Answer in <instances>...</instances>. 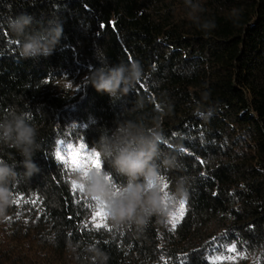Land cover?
I'll use <instances>...</instances> for the list:
<instances>
[{"label":"trees","instance_id":"1","mask_svg":"<svg viewBox=\"0 0 264 264\" xmlns=\"http://www.w3.org/2000/svg\"><path fill=\"white\" fill-rule=\"evenodd\" d=\"M198 2L201 22L215 28L194 23L184 0H0V119L27 113L40 144V171L21 174L0 217V264H100L97 252L105 264H264V0ZM22 13L59 17L63 36L52 55L19 57L8 21ZM99 61L138 63L133 91L118 101L97 92L89 73ZM115 120L159 132L166 204L184 181L174 229L171 211L142 228L106 215L97 228L99 205L72 190L78 171L56 153L68 144L97 152ZM0 159L22 158L0 145Z\"/></svg>","mask_w":264,"mask_h":264},{"label":"clouds","instance_id":"2","mask_svg":"<svg viewBox=\"0 0 264 264\" xmlns=\"http://www.w3.org/2000/svg\"><path fill=\"white\" fill-rule=\"evenodd\" d=\"M184 3L194 23L204 30L215 28L213 20L201 22L203 8L198 0H184ZM34 23L39 27H33ZM8 27L18 40V54L24 60H38L52 55L63 36V25L58 16L39 22L22 13L10 18ZM99 62L100 66L89 73V84L97 92L107 93L113 101L127 96L141 78L142 70L138 63L107 65ZM37 136L38 129L27 113L12 111L0 119V145L14 149L22 158L19 161L13 159L12 163L0 159V217L14 203L11 186L21 174L29 179L40 171L33 161L40 149ZM159 143V132L156 128L150 129L145 122L115 120L114 127L102 132L97 141V153L111 171L103 167L88 168L86 172L78 171L73 182L89 198H95L96 204L103 208L115 226L130 224L142 228L154 215L167 216L173 201L185 194L184 181L180 180L175 196L165 203L158 165ZM165 163L170 165L171 161ZM18 167L24 171L18 172ZM113 173L124 178L121 184L113 185ZM96 255L100 264H105L107 257L99 252Z\"/></svg>","mask_w":264,"mask_h":264},{"label":"snow or ice","instance_id":"3","mask_svg":"<svg viewBox=\"0 0 264 264\" xmlns=\"http://www.w3.org/2000/svg\"><path fill=\"white\" fill-rule=\"evenodd\" d=\"M84 153V146L81 144L78 148L74 147L71 144L66 145V154H61L60 152L56 153V158L62 162L63 165H66L71 168L72 171H87L89 168V163L91 164L92 167L94 168H101V163H100V156L99 153L97 152H91L89 154H83ZM112 181L113 178L111 177ZM162 181V188L161 190L163 191L164 189L167 188V182L164 180L163 177H161ZM113 185L116 186V184L113 182ZM79 189L82 191V188L78 187L74 182L72 183V190L75 191ZM167 196V193H165ZM95 200V198H93ZM15 202V201H14ZM35 203V201H32ZM185 211V205L184 202L179 203V207L176 213L170 214L171 216V223H172V228L174 229L176 227V224L179 222L180 219H182L183 214ZM100 218L101 222L96 223L95 227L100 228V227H105L106 225L102 222L105 217L106 213L104 212L103 208L99 207V210L95 211L92 216V220L96 221L97 218ZM228 251H235V247L233 246L232 248H229ZM217 259H221V257H217ZM228 259H231V257H228ZM215 264V262H213Z\"/></svg>","mask_w":264,"mask_h":264},{"label":"rangeland","instance_id":"4","mask_svg":"<svg viewBox=\"0 0 264 264\" xmlns=\"http://www.w3.org/2000/svg\"><path fill=\"white\" fill-rule=\"evenodd\" d=\"M89 168H91V164L89 163ZM177 208L176 207H174V208H172V210H171V213L173 214V213H175V212H177ZM0 240H1V236H0Z\"/></svg>","mask_w":264,"mask_h":264}]
</instances>
